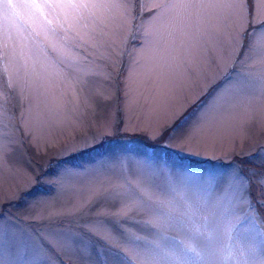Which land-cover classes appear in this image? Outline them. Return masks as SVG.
<instances>
[{"label": "rangeland", "instance_id": "rangeland-1", "mask_svg": "<svg viewBox=\"0 0 264 264\" xmlns=\"http://www.w3.org/2000/svg\"><path fill=\"white\" fill-rule=\"evenodd\" d=\"M105 2L117 6L76 24L59 10H22L29 27L0 10V46L31 33L26 66L20 48L8 72L0 56V223L41 241L78 233L96 247L104 242L88 229L110 230L127 255L117 252L121 259L109 264H143L153 241L161 244L157 264H240L235 248V260L199 247L201 258L175 259L188 233L160 217L158 205L184 196L213 214L217 232L239 234L255 248L253 259L264 256V205L255 195L252 222L240 194L225 198L222 185L179 183L173 191L135 163L166 164L177 175L238 169L255 194L258 176L251 173L264 174V85L257 75L264 64L251 45L264 31V0H243V19L230 9L165 7L177 0ZM239 81L248 88L230 91L227 105L197 123L202 106ZM50 251L54 264H73ZM92 254L100 264L95 248ZM30 259L0 251L3 264Z\"/></svg>", "mask_w": 264, "mask_h": 264}, {"label": "snow or ice", "instance_id": "snow-or-ice-1", "mask_svg": "<svg viewBox=\"0 0 264 264\" xmlns=\"http://www.w3.org/2000/svg\"><path fill=\"white\" fill-rule=\"evenodd\" d=\"M117 5L106 3L105 0H52L43 4L37 3L36 0H23V2H14V0H0V10L5 20H21L23 24L31 27L29 19H25V14L22 10H34L47 8L50 10H59L64 17V21L76 24L82 19H100L104 10L116 7ZM156 7H160L157 5ZM167 8L176 9H230L234 10L241 19H243L244 10L246 5L243 0H177L176 3L166 5ZM53 21L49 20L51 24ZM57 25L60 22L57 21ZM55 34V29L50 30ZM39 33H37L38 35ZM31 39V33L28 36H21L19 43L12 37H6L0 51V56L4 60V71L8 72L9 63L16 58V50L20 48V59L24 60L25 66L29 58L24 53V48L28 45L24 41ZM11 41V45L9 43ZM54 47V46H53ZM251 47L259 56L260 61L264 64V31L256 37ZM43 52V49H40ZM258 79L264 85V70L258 72ZM246 81H239L231 86V89H225L222 92H217L211 101L202 106V110L198 113L197 123L208 122L212 119L214 114L222 107L229 103L228 93L232 94L244 92L248 88ZM2 151V146H0ZM138 169L142 173H147L151 176H161L164 178L167 185L176 191L177 184L184 185L185 187H199L202 185H222L224 188L225 198L240 194V198L248 205V217L252 222L256 219L255 210L253 208V195H255L256 204L264 205V174L252 172V176H258L255 181L257 191L253 194L252 181L240 174L238 169H233L226 176H201L194 173H181L179 175L172 172V170L165 164L159 165L154 161L143 158H137L135 161ZM71 173L72 169H67ZM159 216L163 219L172 222L176 226L183 228L188 233V240L184 242L177 249L175 259L177 260H190L193 258H201V249H209L211 254L216 256L219 260H228L229 258L235 260L237 257L233 255L235 248L239 256L240 264H264V256L259 259H253L255 248L244 241L239 234H233L231 230L223 233L217 232L213 227L214 216L212 213H204L199 201L191 198L181 196V203L175 204L172 201H160ZM234 227V225L232 226ZM88 232L92 236L97 237L104 242L105 246L96 247L94 242L81 236L74 234L71 239L64 240H39L35 236L10 233L0 223V251L8 249H15L18 258H23L31 254L29 264H54L53 256L50 250H55L57 253H64L69 257L73 264H78L79 261L87 260V264H94L93 249L95 248V260L100 264H109L110 259L117 262L121 259L117 252L122 253L124 256L127 252L124 248H120L117 244L113 243L114 236L110 230L104 232L99 231L95 227H90ZM135 239L139 240L140 237ZM155 249L152 254L143 262V264H157L161 244L153 241ZM225 250H227L225 252ZM0 264H3L0 261Z\"/></svg>", "mask_w": 264, "mask_h": 264}]
</instances>
